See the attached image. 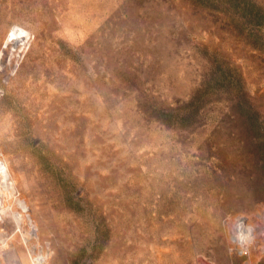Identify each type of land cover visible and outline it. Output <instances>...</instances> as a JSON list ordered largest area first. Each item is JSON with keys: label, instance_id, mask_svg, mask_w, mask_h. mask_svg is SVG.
Wrapping results in <instances>:
<instances>
[{"label": "rangeland", "instance_id": "1", "mask_svg": "<svg viewBox=\"0 0 264 264\" xmlns=\"http://www.w3.org/2000/svg\"><path fill=\"white\" fill-rule=\"evenodd\" d=\"M243 43L192 0H0V264H264Z\"/></svg>", "mask_w": 264, "mask_h": 264}, {"label": "trees", "instance_id": "2", "mask_svg": "<svg viewBox=\"0 0 264 264\" xmlns=\"http://www.w3.org/2000/svg\"><path fill=\"white\" fill-rule=\"evenodd\" d=\"M192 1L205 9L213 25L235 34V38L247 44L249 50L264 56V0ZM217 53L220 52L214 50L212 54Z\"/></svg>", "mask_w": 264, "mask_h": 264}, {"label": "bare ground", "instance_id": "3", "mask_svg": "<svg viewBox=\"0 0 264 264\" xmlns=\"http://www.w3.org/2000/svg\"><path fill=\"white\" fill-rule=\"evenodd\" d=\"M13 190V183L11 181L8 180V172L7 169L4 165V163H2V161H0V207H1V194L2 193H11V191ZM14 193V192H12ZM10 195V194H9ZM13 195V194H12ZM18 204L22 205L21 201H18ZM15 220L17 223H19V216L15 215ZM237 229H238V233L236 235V238L241 240V241H248L249 240V233L246 229L245 223L239 219V222L237 223Z\"/></svg>", "mask_w": 264, "mask_h": 264}]
</instances>
